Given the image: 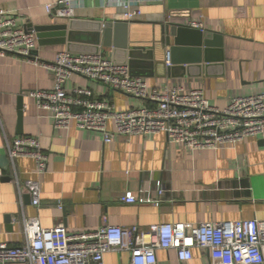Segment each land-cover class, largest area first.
Returning <instances> with one entry per match:
<instances>
[{
    "label": "crops",
    "instance_id": "0c3cea01",
    "mask_svg": "<svg viewBox=\"0 0 264 264\" xmlns=\"http://www.w3.org/2000/svg\"><path fill=\"white\" fill-rule=\"evenodd\" d=\"M56 1L0 0V8L14 16L18 26L40 34L32 58L0 57V242L10 246L24 242V217H36L46 228L63 224L71 232L94 230L103 221L147 231L161 223L264 220V132L217 149L193 150L171 142L164 133L116 134L104 142L98 131L73 124L55 128L49 112L29 95L52 87L53 73L44 64L58 52L93 50L95 23L119 20L123 26L109 34V45L100 39L99 53L127 64L131 75L149 86L200 89L219 109L235 96L264 94V0H73L69 18L46 11L45 5ZM125 9L138 10L139 15L124 19ZM191 21L201 22L202 31L219 35L217 46L208 53L209 62L202 58L199 63L168 66L170 46L164 44L163 27L188 26ZM131 49L133 57L128 56ZM64 86L67 92L87 87L95 98L118 110L151 105L78 74ZM27 135L37 137L47 155L42 173H36L32 158L11 162L3 147L4 136ZM15 179L21 187L27 180L37 181L39 205L32 204L28 192H19ZM158 181L165 188L160 197ZM125 192L142 200L124 202ZM191 255L182 261L174 249L159 248L156 264H210L206 249L193 247ZM129 262V253L120 251L105 253L101 264Z\"/></svg>",
    "mask_w": 264,
    "mask_h": 264
},
{
    "label": "built area",
    "instance_id": "2783aa9c",
    "mask_svg": "<svg viewBox=\"0 0 264 264\" xmlns=\"http://www.w3.org/2000/svg\"><path fill=\"white\" fill-rule=\"evenodd\" d=\"M48 13L71 17L73 0H58L45 5ZM138 10L125 9L124 19H134ZM203 30L199 21L188 23ZM37 34L34 29L17 25L14 16L0 8V57L8 54L32 58ZM37 62L36 58L33 59ZM165 63L170 65L166 52ZM54 76L49 89L30 92L38 107L49 112L58 129L74 125L79 129L98 131L104 142L116 134L164 133L171 142L187 148L217 149L229 147L248 136L264 132V94L235 96L219 109L209 103L200 89L184 91L181 87L158 89L140 77L130 74L129 66L115 62L101 53H71L63 50L54 60L44 64ZM78 74L90 80L148 100L151 105L118 110L94 97L87 87L65 90V82ZM3 147L11 162L29 157L35 162L36 173L47 166V155L35 136H4ZM18 187L19 181L15 179ZM157 196L165 192L161 182ZM22 188V189H21ZM28 192L33 205L40 203L39 187L27 180L19 192ZM124 202H135L137 196L125 192ZM24 242L10 246L0 242V264H101L107 252L125 251L130 264H156V250L174 249L179 260H190L191 249H206L210 264H264V220L257 218L230 222H173L153 225L147 231L137 226L122 227L105 221L94 230L68 231L63 224L46 228L36 217L23 218Z\"/></svg>",
    "mask_w": 264,
    "mask_h": 264
},
{
    "label": "water",
    "instance_id": "95a60500",
    "mask_svg": "<svg viewBox=\"0 0 264 264\" xmlns=\"http://www.w3.org/2000/svg\"><path fill=\"white\" fill-rule=\"evenodd\" d=\"M124 24L122 21H115L114 23L111 21L104 22H96L95 27L92 28L93 31V40L91 44L93 45V50L86 51L90 53H98L99 52V44L100 39L102 38V45L107 46L110 44L109 34L114 33L115 30L119 29ZM63 29L67 28V25L62 26ZM37 30V28H36ZM42 31V28H38L37 31ZM71 33V30H70ZM164 33V44L169 45V55H170V66L174 64H182V63H199L202 58H204L205 62H209L208 53L212 50V47L217 46L216 38L219 37L218 34L204 32L200 29H194L189 26L181 25V24H167L163 27ZM40 36V34H37ZM171 37H173L172 44ZM134 49L129 51L128 56L133 57ZM179 52L181 54H186L188 58L179 57ZM179 57V58H178ZM185 59V60H184ZM131 74V72H130ZM22 99L23 96L20 95L18 97V133H21L20 123L22 116Z\"/></svg>",
    "mask_w": 264,
    "mask_h": 264
}]
</instances>
